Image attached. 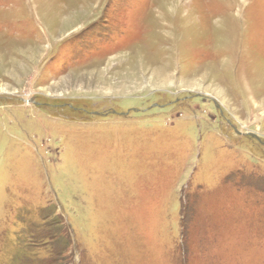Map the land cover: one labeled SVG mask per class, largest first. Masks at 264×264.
Here are the masks:
<instances>
[{"label": "rangeland", "instance_id": "374dc122", "mask_svg": "<svg viewBox=\"0 0 264 264\" xmlns=\"http://www.w3.org/2000/svg\"><path fill=\"white\" fill-rule=\"evenodd\" d=\"M0 264H264V0H0Z\"/></svg>", "mask_w": 264, "mask_h": 264}]
</instances>
